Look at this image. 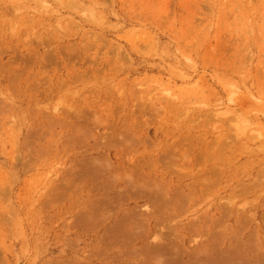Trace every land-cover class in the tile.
I'll use <instances>...</instances> for the list:
<instances>
[{
  "label": "rangeland",
  "instance_id": "374dc122",
  "mask_svg": "<svg viewBox=\"0 0 264 264\" xmlns=\"http://www.w3.org/2000/svg\"><path fill=\"white\" fill-rule=\"evenodd\" d=\"M230 263L264 264V0H0V264Z\"/></svg>",
  "mask_w": 264,
  "mask_h": 264
},
{
  "label": "bare ground",
  "instance_id": "6f19581e",
  "mask_svg": "<svg viewBox=\"0 0 264 264\" xmlns=\"http://www.w3.org/2000/svg\"><path fill=\"white\" fill-rule=\"evenodd\" d=\"M17 9H18V8H17ZM17 9H16V10H17ZM16 10H15V11H16ZM232 71H233V70H232ZM69 109H70V108H69ZM120 188H121V187H120ZM120 188H119V189H120ZM110 198H111V197H110ZM116 198H118V197H116ZM114 199H115V197H114ZM116 200H117V199H116ZM106 201H107V200H106ZM136 225H137V224H136ZM140 226H141V225H140ZM142 226H143V225H142ZM143 227H144V226H143ZM143 227H142V228H143ZM190 227H191V226H190ZM112 229H113V228H112ZM145 229H146V228H145ZM145 229H144V230H145ZM144 230H143V231H144ZM138 232H139V230H138ZM144 232H145V231H144ZM142 235H143V234H142ZM141 238H142V237H141ZM162 242H163V241H162ZM166 242H167V241H166ZM141 246H142V245H141ZM145 247H146V246H145ZM168 254H170V253H168ZM228 259H229V257H228ZM218 261H219V260H218ZM256 262H257V261H256ZM230 264H231V263H230Z\"/></svg>",
  "mask_w": 264,
  "mask_h": 264
}]
</instances>
